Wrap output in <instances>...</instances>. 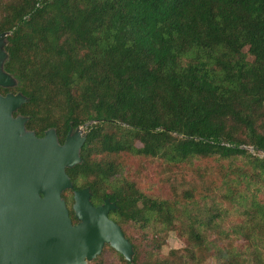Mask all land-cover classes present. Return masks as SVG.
Masks as SVG:
<instances>
[{
	"label": "trees",
	"instance_id": "trees-1",
	"mask_svg": "<svg viewBox=\"0 0 264 264\" xmlns=\"http://www.w3.org/2000/svg\"><path fill=\"white\" fill-rule=\"evenodd\" d=\"M3 33L17 82L0 92L28 100L14 116L60 144L88 132L66 170L73 224L89 188L133 246L88 264H264V0H6ZM160 160L184 191L131 178ZM170 231L185 247L163 256Z\"/></svg>",
	"mask_w": 264,
	"mask_h": 264
},
{
	"label": "water",
	"instance_id": "water-1",
	"mask_svg": "<svg viewBox=\"0 0 264 264\" xmlns=\"http://www.w3.org/2000/svg\"><path fill=\"white\" fill-rule=\"evenodd\" d=\"M8 36L0 34V89L16 85L4 69ZM27 102L0 92V264H88L106 245L131 262L133 246L110 218L115 203L96 207L89 188L75 191L74 225L63 199L73 189L66 170L81 163L88 132L72 129L64 144L54 129L37 137L28 118L14 116Z\"/></svg>",
	"mask_w": 264,
	"mask_h": 264
},
{
	"label": "rangeland",
	"instance_id": "rangeland-1",
	"mask_svg": "<svg viewBox=\"0 0 264 264\" xmlns=\"http://www.w3.org/2000/svg\"><path fill=\"white\" fill-rule=\"evenodd\" d=\"M6 0H0V13L1 8L4 6V3ZM244 53H248V48L244 49ZM249 60L252 61L253 58L249 56ZM14 79V78H13ZM14 82H17L16 79H14ZM14 94V93H12ZM80 129L83 131V133H86V127H80ZM84 136V134H83ZM140 146V145H139ZM160 165L163 166V161H157L155 166L151 167L150 162L143 163L142 166L138 165L135 170H133L130 174L131 178L136 180L139 184V187L144 190L145 193L151 194V193H161L170 195L172 193V188L176 187L177 192L181 193L184 191L187 186L185 184H181L180 186L177 185L175 176L179 173L176 170H174L175 174L171 172H166V174L162 173V168H159ZM200 165V164H199ZM202 166H207L206 163H202ZM139 170V172H137ZM233 219L232 217H230ZM230 223V220L228 219L223 223V226L225 228H228ZM162 238L165 239L166 243L163 246L162 249V255L167 256L171 250H177L185 247L184 241L179 237L178 231H170L167 234H162ZM207 264H216V261L214 259H209L207 261ZM252 261L249 260L248 264H251ZM118 264V263H114Z\"/></svg>",
	"mask_w": 264,
	"mask_h": 264
}]
</instances>
